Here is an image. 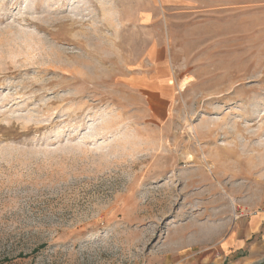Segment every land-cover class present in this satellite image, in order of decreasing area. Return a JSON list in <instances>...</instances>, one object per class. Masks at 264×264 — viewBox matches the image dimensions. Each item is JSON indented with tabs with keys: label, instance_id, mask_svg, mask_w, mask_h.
I'll return each instance as SVG.
<instances>
[{
	"label": "rangeland",
	"instance_id": "1",
	"mask_svg": "<svg viewBox=\"0 0 264 264\" xmlns=\"http://www.w3.org/2000/svg\"><path fill=\"white\" fill-rule=\"evenodd\" d=\"M263 207L264 0H0V264H218Z\"/></svg>",
	"mask_w": 264,
	"mask_h": 264
},
{
	"label": "crops",
	"instance_id": "2",
	"mask_svg": "<svg viewBox=\"0 0 264 264\" xmlns=\"http://www.w3.org/2000/svg\"><path fill=\"white\" fill-rule=\"evenodd\" d=\"M162 97V96H161ZM165 98V97H164ZM210 256L218 264H260L264 261V207L235 217Z\"/></svg>",
	"mask_w": 264,
	"mask_h": 264
},
{
	"label": "trees",
	"instance_id": "3",
	"mask_svg": "<svg viewBox=\"0 0 264 264\" xmlns=\"http://www.w3.org/2000/svg\"><path fill=\"white\" fill-rule=\"evenodd\" d=\"M20 256H23L22 254Z\"/></svg>",
	"mask_w": 264,
	"mask_h": 264
},
{
	"label": "bare ground",
	"instance_id": "4",
	"mask_svg": "<svg viewBox=\"0 0 264 264\" xmlns=\"http://www.w3.org/2000/svg\"><path fill=\"white\" fill-rule=\"evenodd\" d=\"M185 82H183V84H184Z\"/></svg>",
	"mask_w": 264,
	"mask_h": 264
}]
</instances>
